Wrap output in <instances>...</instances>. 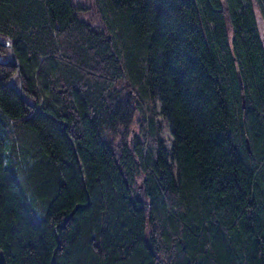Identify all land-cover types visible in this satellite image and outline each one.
I'll return each instance as SVG.
<instances>
[{"label": "trees", "instance_id": "1", "mask_svg": "<svg viewBox=\"0 0 264 264\" xmlns=\"http://www.w3.org/2000/svg\"><path fill=\"white\" fill-rule=\"evenodd\" d=\"M0 38L8 264H264V0H0Z\"/></svg>", "mask_w": 264, "mask_h": 264}, {"label": "water", "instance_id": "2", "mask_svg": "<svg viewBox=\"0 0 264 264\" xmlns=\"http://www.w3.org/2000/svg\"><path fill=\"white\" fill-rule=\"evenodd\" d=\"M0 44L8 47V49L10 50V54H11V61L17 65L18 73H20V62L15 55L13 44L10 41H8L6 39H1V38H0ZM240 82L242 83L241 80H240ZM17 91L31 106H34V107L36 106V104L34 102H32L31 100H29L26 97V95L24 94L21 80H20L19 85L17 87ZM0 264H8L6 255H5L4 251H2V250L0 251Z\"/></svg>", "mask_w": 264, "mask_h": 264}, {"label": "rangeland", "instance_id": "3", "mask_svg": "<svg viewBox=\"0 0 264 264\" xmlns=\"http://www.w3.org/2000/svg\"><path fill=\"white\" fill-rule=\"evenodd\" d=\"M76 1H80V0H76ZM90 17V19H92L94 17V15H90L88 16V18ZM167 135V134H166Z\"/></svg>", "mask_w": 264, "mask_h": 264}]
</instances>
